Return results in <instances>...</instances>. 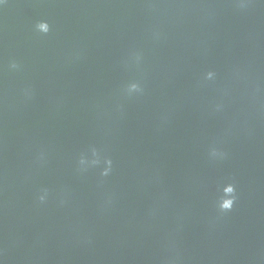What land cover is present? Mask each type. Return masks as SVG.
<instances>
[{
  "label": "water",
  "instance_id": "1",
  "mask_svg": "<svg viewBox=\"0 0 264 264\" xmlns=\"http://www.w3.org/2000/svg\"><path fill=\"white\" fill-rule=\"evenodd\" d=\"M240 3L0 5V264H264V0Z\"/></svg>",
  "mask_w": 264,
  "mask_h": 264
},
{
  "label": "clouds",
  "instance_id": "2",
  "mask_svg": "<svg viewBox=\"0 0 264 264\" xmlns=\"http://www.w3.org/2000/svg\"><path fill=\"white\" fill-rule=\"evenodd\" d=\"M5 0H0V5L4 4ZM240 6L241 7H245L246 4L244 3V0H241V3H240ZM36 28H37V31L41 32V33H44V34H47L49 31H50V26L47 22H40L36 25ZM11 68L13 69H16L18 68V65L13 63L11 65ZM215 73L214 72H208L207 73V76H206V79L207 80H213L215 79ZM138 91L139 93L143 91V89L141 87L138 88ZM92 154L93 156H97L98 157V152L95 148L92 149ZM217 155H220V156H223L222 153H217L215 151L212 152V156L215 157ZM85 161L86 159L84 157L81 158L80 160V164L83 166V165H86L85 164ZM99 163V159H96V160H93L92 161V165H96ZM106 164H107V167L103 170V172L101 173L102 176H109L110 173H111V170H112V161L111 160H107L106 161ZM228 197L225 198V197H222L219 202H218V208L219 210L222 212V213H226V212H230L233 210L235 204H236V188L233 184H228ZM47 196H48V192L47 190H44V194L41 195L39 197V201L41 203H44L46 202L47 200Z\"/></svg>",
  "mask_w": 264,
  "mask_h": 264
}]
</instances>
